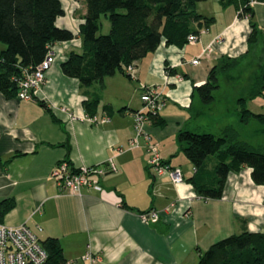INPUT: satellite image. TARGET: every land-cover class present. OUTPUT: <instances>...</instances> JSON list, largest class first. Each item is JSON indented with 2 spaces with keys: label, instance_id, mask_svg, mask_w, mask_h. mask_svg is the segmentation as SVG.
Returning <instances> with one entry per match:
<instances>
[{
  "label": "crops",
  "instance_id": "obj_1",
  "mask_svg": "<svg viewBox=\"0 0 264 264\" xmlns=\"http://www.w3.org/2000/svg\"><path fill=\"white\" fill-rule=\"evenodd\" d=\"M206 2L210 4L200 13L214 17V21L203 28L207 31L201 30L195 44L200 51H194L189 60L184 49L162 43L133 68V78L145 90L162 88L164 108L169 99L178 100L172 97L182 90L178 97L189 100L194 110L193 87L203 84L222 58L244 56L249 49V18L239 17L233 5L224 6L219 0ZM252 6L253 19L264 31V2L253 1ZM80 9L77 28L86 12L85 0ZM58 25L76 30V26ZM76 39L54 45L58 59L55 57L45 82L31 99L7 98L0 93V199L14 198L16 202L4 223H25L40 239L59 238L71 264H88L83 260L87 252L97 257L93 264H197L200 253L223 237L246 230L264 231V185L253 182L249 168L228 175L219 199L203 198L188 181L196 169L180 149L177 133L190 129L188 123L195 114L186 125L178 124L170 132L165 128L169 122L164 108L158 112L162 123L153 118L146 123L162 161L181 168L184 181L177 185L167 173L160 175L148 165L151 155L144 140L138 147L129 143L134 134L132 113L140 106L123 91L130 85L128 77L118 72L105 78L100 91L96 86L91 89L101 98L95 116L99 121L91 120L79 81L61 69L69 53L80 50L81 38ZM4 47L0 43V50ZM199 56L206 60L209 70L195 69L191 74L184 69ZM166 63L178 74H168ZM184 75L191 82L185 81ZM164 77L168 82L162 87L155 83ZM168 85L174 86L171 97L165 96ZM111 86L114 93L106 90ZM104 117L108 120L102 121ZM110 160L115 170L109 171ZM61 161L77 169L103 165L108 172L100 177L102 189L61 194L52 177ZM150 210L158 211L160 218L143 222L140 213Z\"/></svg>",
  "mask_w": 264,
  "mask_h": 264
},
{
  "label": "trees",
  "instance_id": "obj_2",
  "mask_svg": "<svg viewBox=\"0 0 264 264\" xmlns=\"http://www.w3.org/2000/svg\"><path fill=\"white\" fill-rule=\"evenodd\" d=\"M203 1L206 0H85L86 12L74 31L58 25L59 18L66 13L62 0H0V43L5 46L0 50V93L15 97L26 71L36 69L56 43L80 36V50L71 51L61 69L66 76L79 81L87 96L83 101L86 113L95 117L101 98L99 92L91 91L94 86L100 91L105 87V78L118 72L133 78L129 67L137 66L162 43L182 48L190 35H200L203 28L210 27L214 17L197 9ZM219 1L224 6L233 5L239 17L249 18V49L244 56L222 58L210 69L206 81L193 87V94L199 93L205 104L213 102L214 90L220 88V74L237 68L245 56L254 55L259 47L257 59L250 63L251 71L258 69L247 77L251 81L245 83L250 84L245 87L249 95L240 96L236 103L239 122L246 124L255 119L264 124V114L253 113L246 106L248 98L264 94V31L253 19L252 6L253 1L264 0ZM102 15L110 22L106 34L100 33ZM165 65L168 74H178L177 69ZM152 118L162 123L158 114ZM231 130L234 129L225 127L220 136L191 128L177 133L180 149L196 169L188 181L203 198H221L228 175L245 168L251 170L255 184L264 185V152L235 141ZM211 156L216 158L213 167ZM15 205L14 198L0 199V222L4 223V217ZM40 241L47 253L41 264H71L59 238ZM197 264H264V231L246 230L223 237L200 253Z\"/></svg>",
  "mask_w": 264,
  "mask_h": 264
},
{
  "label": "built area",
  "instance_id": "obj_3",
  "mask_svg": "<svg viewBox=\"0 0 264 264\" xmlns=\"http://www.w3.org/2000/svg\"><path fill=\"white\" fill-rule=\"evenodd\" d=\"M202 31L207 30L203 29ZM198 39L199 35L189 36V41H197ZM55 57L56 52L52 48L36 69L24 73L19 80L17 98L27 100L33 97L34 92L45 82L46 72L54 63ZM199 62L200 58L192 60V64ZM132 71L133 68L129 67V72ZM163 97V92L158 86L145 90L142 95L143 108L132 113L134 134L129 143L131 146L138 147L141 140H144L151 155L148 165L160 175L169 174L173 184L177 185L184 181L181 168L167 165L162 161L159 156L158 144L151 141V135L146 129V123L160 111L163 105ZM89 117L91 120L99 121L97 117ZM106 120H108L106 117L102 119V121ZM108 165L109 171L116 169L111 160L108 161ZM107 172L108 169L104 168L103 165L85 166L77 169L72 168L66 161H61L53 169L52 177L55 179L61 194H79L83 188L101 190L100 177ZM140 218L143 222H148L150 219H159L160 214L156 210H150L140 213ZM38 230L41 231L42 228L38 226ZM46 258L47 253L41 245L40 238L29 225L25 223L9 225L0 222V264H41ZM83 260L87 261L88 264H93L97 257L91 252H87L83 256Z\"/></svg>",
  "mask_w": 264,
  "mask_h": 264
},
{
  "label": "rangeland",
  "instance_id": "obj_4",
  "mask_svg": "<svg viewBox=\"0 0 264 264\" xmlns=\"http://www.w3.org/2000/svg\"><path fill=\"white\" fill-rule=\"evenodd\" d=\"M63 5L66 9L65 15L61 16L58 22L64 23L67 26L77 28V20L81 15V7L83 0H62ZM210 4L209 2L203 1L198 3V11L201 12L205 9L206 5ZM204 6V7H203ZM75 8V9H74ZM101 28L100 33L106 34L110 31V22L108 17L102 15L101 17ZM75 30V31H76ZM75 40H77L75 38ZM199 41H189L185 44L184 47L178 48L175 45H169V47L177 48L180 51L185 50L186 57L189 59L192 58L194 55V51H200L199 45L197 44ZM260 48H256V52L250 53V55L243 59L241 64L226 74H220V88L214 90L215 100L211 103L205 104L201 100V96L199 93H195L194 95V110H191V107L188 105V102H184L182 97H178L179 93H182V90H179L176 95L172 98L177 97L178 100L169 99L164 108V105L161 106L163 109V113L167 112V119L168 124L165 128L168 132L172 131L178 124L182 126L186 125L189 121L191 114L194 115V120L188 123V126L191 129L197 130L199 132L208 131L214 133L218 136L223 135L224 133V126L225 127H232L231 134L235 141L245 143L249 145L251 148L260 150L264 152V124L260 123L259 121L252 119L248 123L244 124L239 122L238 118V105L237 99L240 96H248L249 94L246 93L247 88L250 84H245L249 79V75L254 74L258 67L255 70L251 71L250 63L257 59V51ZM188 50V51H187ZM193 53V54H192ZM176 54V53H175ZM211 55V54H210ZM180 59V56L176 54ZM203 56V53L200 55ZM201 64L197 67H194L192 62L186 63L185 66L188 72L192 74V71L196 70H209L207 67V62L203 58L201 59ZM173 58V56H172ZM206 58V57H205ZM58 56L56 55V60ZM190 60V59H189ZM180 61V60H179ZM259 64V63H258ZM208 73V72H207ZM154 76V75H153ZM110 77V76H108ZM173 77V76H172ZM148 78V76H147ZM149 79L152 81V74H149ZM185 81L191 82L190 77H184ZM127 81H130V85L127 88H123V91L129 94L135 100V103L140 106V109L143 108V100L142 95L145 92L143 84L136 80V78H127ZM251 81V80H249ZM132 82V83H131ZM167 82L166 77L157 80L155 83L162 87L163 84ZM178 84V83H177ZM156 87V86H154ZM160 91H162L160 87H158ZM174 86L168 85L165 96L168 94V97H171L169 93L173 90ZM115 87L111 86L106 88L108 93H114ZM164 95V94H163ZM181 98V99H180ZM246 106L253 112V113H263L264 114V94L257 95L256 97L248 98ZM161 110V109H160ZM179 122V123H178ZM210 165L216 161V158L211 156ZM169 175V174H168Z\"/></svg>",
  "mask_w": 264,
  "mask_h": 264
}]
</instances>
